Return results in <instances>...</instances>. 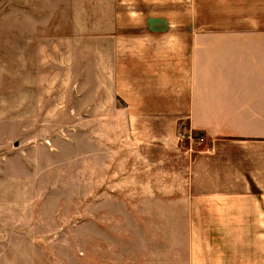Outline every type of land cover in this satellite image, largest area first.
<instances>
[{
    "label": "rangeland",
    "instance_id": "obj_1",
    "mask_svg": "<svg viewBox=\"0 0 264 264\" xmlns=\"http://www.w3.org/2000/svg\"><path fill=\"white\" fill-rule=\"evenodd\" d=\"M150 1L0 0L4 264L179 257L180 236L163 233L170 220L148 218L163 213H149L146 200L131 201L133 193L146 196V187L132 189L130 181L133 165L144 167L137 176L147 181L148 160L133 150L126 101L115 87L117 58L129 44L123 38L143 33L137 20L153 13ZM209 2L210 18L264 19L260 0L227 1L226 10ZM180 127L179 141L195 152L203 143Z\"/></svg>",
    "mask_w": 264,
    "mask_h": 264
},
{
    "label": "crops",
    "instance_id": "obj_2",
    "mask_svg": "<svg viewBox=\"0 0 264 264\" xmlns=\"http://www.w3.org/2000/svg\"><path fill=\"white\" fill-rule=\"evenodd\" d=\"M154 1L143 33L123 38L115 79L133 150L148 160L145 182L133 165L132 189L147 190L131 201L153 204L163 215L148 218L180 236L179 257L144 263L264 264V19L210 18V0ZM181 125L204 138L195 152Z\"/></svg>",
    "mask_w": 264,
    "mask_h": 264
},
{
    "label": "built area",
    "instance_id": "obj_3",
    "mask_svg": "<svg viewBox=\"0 0 264 264\" xmlns=\"http://www.w3.org/2000/svg\"><path fill=\"white\" fill-rule=\"evenodd\" d=\"M184 137V136H183ZM188 138L192 141H194L195 143L201 144L204 141L203 137L200 136H194L193 134L189 133Z\"/></svg>",
    "mask_w": 264,
    "mask_h": 264
}]
</instances>
